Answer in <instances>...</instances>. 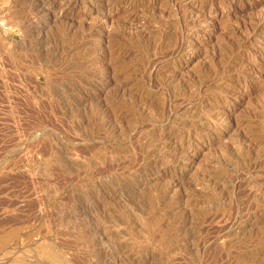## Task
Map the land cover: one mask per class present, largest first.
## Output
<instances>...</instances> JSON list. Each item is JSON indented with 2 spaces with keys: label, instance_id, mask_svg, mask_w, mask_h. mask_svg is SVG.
Masks as SVG:
<instances>
[{
  "label": "rangeland",
  "instance_id": "374dc122",
  "mask_svg": "<svg viewBox=\"0 0 264 264\" xmlns=\"http://www.w3.org/2000/svg\"><path fill=\"white\" fill-rule=\"evenodd\" d=\"M0 264H264V0H0Z\"/></svg>",
  "mask_w": 264,
  "mask_h": 264
}]
</instances>
